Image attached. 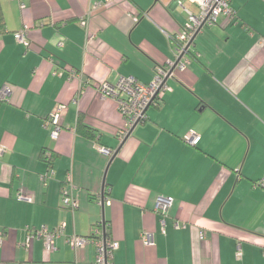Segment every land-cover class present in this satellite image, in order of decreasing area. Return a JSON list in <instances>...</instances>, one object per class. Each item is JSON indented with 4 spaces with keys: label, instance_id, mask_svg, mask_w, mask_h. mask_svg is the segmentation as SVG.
<instances>
[{
    "label": "crops",
    "instance_id": "1",
    "mask_svg": "<svg viewBox=\"0 0 264 264\" xmlns=\"http://www.w3.org/2000/svg\"><path fill=\"white\" fill-rule=\"evenodd\" d=\"M230 4L235 18L199 31L186 70L122 143L123 119L96 87L122 77L149 84L174 59L184 9L197 7L0 0V89L11 90L0 102V264H93L95 247L73 248L65 236L96 232L118 243L113 264H264V0ZM22 30L27 46L14 38ZM59 106L54 141L47 123ZM63 190L76 211L62 207ZM158 197L173 200L163 217ZM43 226L64 227L51 251L26 241L28 227Z\"/></svg>",
    "mask_w": 264,
    "mask_h": 264
},
{
    "label": "built area",
    "instance_id": "2",
    "mask_svg": "<svg viewBox=\"0 0 264 264\" xmlns=\"http://www.w3.org/2000/svg\"><path fill=\"white\" fill-rule=\"evenodd\" d=\"M189 1L197 7L198 13L193 14L184 9L187 14V24L184 30L175 38V48L173 51L174 59L167 61L164 67L157 68L149 84L144 85L133 77H122L115 85L102 83L96 87V91L100 98L112 101L123 119V125L116 134L119 142H123L131 129L145 120L146 110L149 106L158 104L159 94L167 90V78H170L175 71L183 72L186 70L187 66L190 64L189 51L192 44L191 40L196 32L200 28L215 25L220 17L234 19L236 16L234 9L231 7L230 0ZM20 8H24V4L20 3ZM25 32V30H22L15 33L14 38L18 43L27 46ZM61 45L62 43L59 44V46ZM172 67H174V71L170 73ZM10 95L11 90L6 86L2 87L0 89V102L7 101ZM64 108V106H59L50 116L49 122L47 123L52 124L50 138L54 141L57 140L61 132L59 121ZM185 141L189 146L196 147L200 141V137L194 133H190ZM96 149L102 156L109 158L113 155V151L108 148L97 146ZM257 185L264 189V177ZM18 199L23 200L26 198L19 194ZM172 203L173 200L169 197H158L155 201L156 213L162 217L165 216L171 208ZM61 204L62 207L70 209L71 211H76L78 209L77 200L64 190L62 191ZM176 228H179L178 225H176ZM63 235V226L54 229H49L46 226L38 230L29 227L26 229V241L29 242L32 239H40L43 241L47 251L53 250L54 240ZM201 237H203L202 234H200V238ZM141 239L146 245L153 244V236L150 233H143ZM1 242L2 237L0 236V244ZM65 242L73 248L93 245L96 250L93 264H113V255L118 249L117 242L107 239L99 232L94 233L91 237H79L75 235L65 236ZM240 257L241 252L238 247L236 258L240 259Z\"/></svg>",
    "mask_w": 264,
    "mask_h": 264
},
{
    "label": "water",
    "instance_id": "3",
    "mask_svg": "<svg viewBox=\"0 0 264 264\" xmlns=\"http://www.w3.org/2000/svg\"><path fill=\"white\" fill-rule=\"evenodd\" d=\"M201 29H202V28H200V29L196 32V34H195L194 37L192 38L191 42H193L195 36L199 33V31H201ZM173 71H174V67L171 68L170 73H172ZM167 79H168V78H167ZM134 128H135V127H134ZM134 128L131 129V131L129 132V134H128L127 137L123 140L122 143H124V142L126 141V139L129 137V135L131 134V132L133 131ZM115 154H116V152L113 154V156H115ZM113 156H112V157H113ZM112 157H111V158H112ZM103 206H104V202H103V200H102V201H101V207L103 208Z\"/></svg>",
    "mask_w": 264,
    "mask_h": 264
},
{
    "label": "trees",
    "instance_id": "4",
    "mask_svg": "<svg viewBox=\"0 0 264 264\" xmlns=\"http://www.w3.org/2000/svg\"><path fill=\"white\" fill-rule=\"evenodd\" d=\"M0 24H1V12H0Z\"/></svg>",
    "mask_w": 264,
    "mask_h": 264
}]
</instances>
